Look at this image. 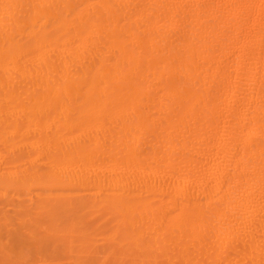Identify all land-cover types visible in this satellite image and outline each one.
<instances>
[{
	"label": "bare ground",
	"instance_id": "1",
	"mask_svg": "<svg viewBox=\"0 0 264 264\" xmlns=\"http://www.w3.org/2000/svg\"><path fill=\"white\" fill-rule=\"evenodd\" d=\"M0 264H264V0H0Z\"/></svg>",
	"mask_w": 264,
	"mask_h": 264
}]
</instances>
